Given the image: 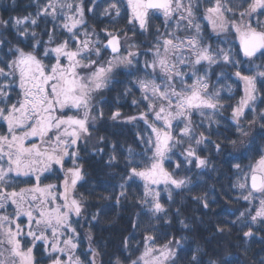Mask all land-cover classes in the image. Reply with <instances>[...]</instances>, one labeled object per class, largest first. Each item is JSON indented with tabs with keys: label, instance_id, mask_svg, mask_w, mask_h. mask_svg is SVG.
I'll use <instances>...</instances> for the list:
<instances>
[{
	"label": "snow or ice",
	"instance_id": "6c2138e0",
	"mask_svg": "<svg viewBox=\"0 0 264 264\" xmlns=\"http://www.w3.org/2000/svg\"><path fill=\"white\" fill-rule=\"evenodd\" d=\"M33 3L35 11L27 15L0 14V264H102L91 244L87 252L79 251L77 226L84 218V198L77 194L84 178L80 152L104 118L99 94L124 74L134 77L125 94L137 89L140 98L133 104L142 110L127 117L117 110L110 119L142 121L141 150H121L111 143L105 166L117 168L123 161L122 174L112 191L99 190V199L119 208L133 185L142 184L143 192L132 194L139 206L132 232L110 264H181L186 236L172 235L157 244L158 225L172 223L161 192L169 200L174 190L187 192L211 211L219 203L210 198L211 190L193 195L204 187L207 171H216L203 155L209 145L216 155L249 161L232 163L231 188L238 190L232 203L240 206L224 210L235 218L218 224L217 232L236 227L251 239L257 228H264V144L257 149L250 136L257 123L264 129V110L255 103L264 96V0H126V8L125 0ZM11 6L16 7V0ZM122 9L130 13L132 28L110 30L107 24L120 18ZM159 17L162 26L150 32L152 19ZM89 20L105 24L103 36ZM137 25L140 35H151L150 43L138 44L127 35L132 31L135 37ZM213 75L218 82L234 76L243 84L228 122L235 137L212 139L219 136L213 125L220 127L226 99L223 89L212 84ZM227 90L231 93V85ZM105 139L98 137L101 144ZM226 145L232 151L226 152ZM96 154L103 159L104 148L97 147ZM102 214L101 206L91 220L99 222ZM179 223L189 228L185 220ZM137 234L142 240L132 247ZM203 255L207 253L197 247L188 253V264H204ZM230 256L225 250L207 264H243Z\"/></svg>",
	"mask_w": 264,
	"mask_h": 264
},
{
	"label": "trees",
	"instance_id": "16d2710c",
	"mask_svg": "<svg viewBox=\"0 0 264 264\" xmlns=\"http://www.w3.org/2000/svg\"><path fill=\"white\" fill-rule=\"evenodd\" d=\"M34 11L35 4L33 0H16L15 8H12L11 0H0V14H3L5 18L9 14L27 15ZM128 14V12L122 9L121 17L117 18L113 23L107 24V27L110 30L121 33L126 29L132 28V25L127 23ZM89 23L95 24L98 33L102 32L101 29L105 27V24L101 23L100 20H89ZM162 24L163 19L153 18L150 32H154L155 28L161 27ZM48 27L50 28L51 25H48ZM136 27L138 33V25ZM43 28L44 25L42 24L38 31L43 30ZM127 35L138 44H148L151 41L150 34L140 35L138 33L133 37L132 31H128ZM44 38L47 39L46 36ZM121 42L122 44L125 43L123 40ZM143 50L141 48V51ZM216 74L218 75V72ZM233 77L228 79L230 83L233 81L231 84L234 87L233 91L231 93H222V97L223 95L230 94L232 98L227 99L229 97L227 96L223 101L225 111L219 117L221 125L218 129L216 125H213V131H218L219 136L213 135V140H218L225 135L232 137L236 135L234 126H228L231 118V107L238 103V98L241 96L240 83ZM131 79H134V77H129L127 74L120 75L117 77V81L119 82L100 93L98 105L102 106L104 118L102 121L97 122V131L93 133L88 143L86 145L81 144V159L79 162L83 167L84 178L77 184V194L84 198V218L80 220V225L77 226L81 240L79 251L87 252L91 244L93 248L99 250L100 256L97 259L102 264H110V259H114L115 255L122 250L123 241L132 232L131 220L139 208L132 199V194L139 195L143 192L142 184L139 188L133 185L130 189L129 200L125 201L119 208L115 206L114 201L109 202L99 199L101 195V191L99 190L107 188L108 192L112 191L113 187L120 182V175L122 174L120 170L123 168V161H121L117 168L109 169L105 166L104 160L107 159V155L111 151V143L120 145L121 150L127 147H132L136 152L141 150L137 137L138 134L143 132L145 127L143 122L121 123L110 119L112 112L117 110L124 117L138 115L139 111L142 110V106L138 108L137 105L133 104L134 99L139 100L140 98V93L137 89H133L131 93L125 94V88L131 86L128 84V81ZM211 80L213 85L220 88V84H217L216 75H213ZM262 98L264 96L258 98L257 102H255L258 110H264V103L261 102ZM195 119L199 120L200 118L195 117ZM245 127H248L247 122H245ZM100 136L106 138L103 144L98 140ZM250 136L254 138L257 149L264 144V139H262L264 137V129L259 126V123L251 128ZM97 147L104 148L103 159L96 154ZM229 151H232V147L231 145H226V152ZM203 155L212 161L216 171H211V168L207 171L204 176V181L206 182L204 187L198 188L193 195H203L205 190H211L210 198L215 196L219 203L211 211H208L193 200L192 195L187 194V192L174 190L171 200L164 193L161 196V203L167 209L172 223L168 225L161 222L158 225L159 231L155 233L157 244L166 242V238H171L172 235H175L177 239H180L182 235L186 236L187 239L183 244L181 264H188V253L197 247L207 253V255H203L204 264H207L210 257L222 256L225 250L231 254L229 259L242 260L243 264H259L261 258H264V239L260 238L264 236V228H257L256 235L251 239L244 238L242 232L236 227H233L230 232H217L218 224H227L235 218L234 216L226 215L224 210L240 206L232 203V199L238 195V190L231 188V184L235 182V176L233 175L235 169L232 167V163L240 162L242 165H246L249 162L247 157H242L239 161H232L226 154L216 155L211 145L203 152ZM71 166V163L66 164V167ZM172 166H174V162ZM92 189H97L98 191L93 192ZM118 190L116 188V191ZM108 192H103V194L107 195ZM243 203V201L240 202V204ZM101 206L103 207V214L99 222L92 221V214L96 213ZM177 209H179V215H177ZM181 219L189 224V228L185 229L181 226L179 223ZM141 231H143V228H141ZM89 235L92 236L91 241L88 239ZM141 240L142 237L137 234L136 238L131 241V246L135 247L137 242ZM245 249L247 250L246 254L244 252ZM37 258L40 259L39 256ZM224 264H229V261L226 260Z\"/></svg>",
	"mask_w": 264,
	"mask_h": 264
},
{
	"label": "rangeland",
	"instance_id": "374dc122",
	"mask_svg": "<svg viewBox=\"0 0 264 264\" xmlns=\"http://www.w3.org/2000/svg\"><path fill=\"white\" fill-rule=\"evenodd\" d=\"M85 2L87 3V0H85ZM125 6H126V0H125ZM128 15H130V13H129ZM159 18L163 19V17H159ZM263 19H264V18H263ZM91 22H92V21H91ZM204 23L206 24L207 22L205 21ZM99 33H100L101 36L104 35L103 32H99ZM235 47H236V49L239 48L238 41L236 42ZM240 58L243 59L242 54H240ZM225 70H226V69H225ZM217 72H218V74H219V70H217ZM233 78L235 79V77H233ZM235 80H236V79H235ZM232 83H233V81H231V83H230V81H228V80H222V81H220V82H217V84H220V88L223 89V90H222V93H224V92H227V93H228L229 91L227 90V85H231ZM239 83H240L241 96L238 98V101H239L240 98L243 96V84H242V82H240V81H239ZM231 88H232V91H233V88H234V87H232V85H231ZM232 91H231V92H232ZM227 96H230V94L223 95V97H227ZM99 98H100V94H99V96H98V100H99ZM256 102H257V101H256ZM177 155H179V151H178V150H177ZM173 162H175V158H174ZM160 187H161V189H163V185H161ZM164 193L167 195L166 192H163V191H162V192H161V196L164 195Z\"/></svg>",
	"mask_w": 264,
	"mask_h": 264
},
{
	"label": "water",
	"instance_id": "95a60500",
	"mask_svg": "<svg viewBox=\"0 0 264 264\" xmlns=\"http://www.w3.org/2000/svg\"><path fill=\"white\" fill-rule=\"evenodd\" d=\"M242 54V53H241Z\"/></svg>",
	"mask_w": 264,
	"mask_h": 264
}]
</instances>
